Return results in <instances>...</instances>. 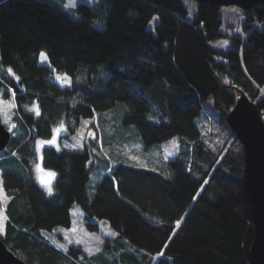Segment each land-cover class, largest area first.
Segmentation results:
<instances>
[{
    "label": "trees",
    "instance_id": "obj_1",
    "mask_svg": "<svg viewBox=\"0 0 264 264\" xmlns=\"http://www.w3.org/2000/svg\"><path fill=\"white\" fill-rule=\"evenodd\" d=\"M65 2L0 0V90L15 100L0 159L34 163L37 140L60 125L75 134L89 119L96 132L84 150L43 147L44 167L56 172L51 193L30 174L3 172L4 243L27 264H252L244 147L227 117L240 91L264 117V5L243 10L236 35L222 31V7L205 2L194 1L192 17L187 0L80 2L75 16ZM225 38L227 48L216 45ZM55 73L71 84L61 86ZM120 110L119 131L127 137L133 126L146 148L176 136L189 145L169 160L170 177L111 163L99 113ZM205 116L206 126L226 133L216 148L197 123ZM98 170L103 177L90 192ZM76 204L89 230L105 220L118 232L113 262L44 236L71 226Z\"/></svg>",
    "mask_w": 264,
    "mask_h": 264
},
{
    "label": "rangeland",
    "instance_id": "obj_2",
    "mask_svg": "<svg viewBox=\"0 0 264 264\" xmlns=\"http://www.w3.org/2000/svg\"><path fill=\"white\" fill-rule=\"evenodd\" d=\"M66 1L67 2L62 5L64 10L69 15L75 16L74 8L78 3L85 2L92 5L98 3L100 0ZM186 4L190 9V17H192V15L196 12L195 3L192 0H187ZM220 15L224 22L222 31L225 33H234L236 35L243 34V9L237 6H222ZM156 22L157 17H154L150 23V27L153 28ZM228 24H233L234 29L227 26ZM216 45L227 48L229 46V39H222L216 43ZM40 62L49 64L45 52L41 53ZM54 80L61 86H69L71 84V78L68 74L55 73ZM14 108V98L4 96L3 92L0 90V120L9 129H12L13 127L12 117L14 115ZM123 113H125V111L123 112L121 110L119 112L105 111L99 113L100 126L105 139L104 150L105 153L110 156L111 163H120L122 165L146 169L163 176L170 177L171 171L168 167L169 160L180 156L184 149H186L187 146L189 147V145H186L183 139L176 136L146 148L139 135L136 134L133 126L132 128H128V131L131 132L127 134V137L119 131L118 127L123 128L124 131L126 128L122 123ZM204 121H207L208 124L211 123V119L206 116L201 119H197L198 125L202 127L204 134L207 135L208 141L210 140L209 145L212 148H216L222 144V140L225 138L226 133L218 123H216L215 126L214 124H212V126H206ZM89 123V119L84 120L80 129L75 134H72L63 125H60L55 128L52 137L38 139L36 142L37 159L32 164H26L19 158L13 159L3 157L0 159V187L3 189V194L0 195V235H3L6 229V214L3 207L7 205L10 199L3 186V172L10 170L22 175L30 174L44 187L47 192L51 193L53 191V180L56 177V172L44 167L42 161L43 147L45 145H52L57 149L68 148L73 150H84L85 146H92V142L95 140L96 132L89 126ZM58 129L59 131H57ZM213 134H216V136H213ZM53 137L56 139L54 144L41 143L42 141L46 142L52 140ZM114 137H116V139ZM48 172L55 173V176L50 178L47 175ZM102 177L103 173L100 170L92 173L89 186L90 192L95 189ZM42 180L48 181V183H42ZM49 188L51 191H49ZM71 212V226H57L52 231L43 232L44 236L61 249H66L71 245H75L81 247L87 257L97 258L98 262L102 261V258L113 262L112 252L115 251V246L117 245L115 241L118 236V232L115 231L105 220H97L100 224L99 231L89 230L84 223V212L77 204L72 207ZM107 244L111 247H106ZM132 249L135 251L139 250L134 246H132ZM119 251L121 252L122 250ZM138 254L142 257L146 253L144 251H139ZM158 257L159 255H155L154 259H157Z\"/></svg>",
    "mask_w": 264,
    "mask_h": 264
},
{
    "label": "water",
    "instance_id": "obj_3",
    "mask_svg": "<svg viewBox=\"0 0 264 264\" xmlns=\"http://www.w3.org/2000/svg\"><path fill=\"white\" fill-rule=\"evenodd\" d=\"M217 6H237L252 9L264 0H192ZM239 98L227 121L244 147L245 187L252 207L255 234L249 256L252 264H264V119L256 105L245 92ZM11 130L0 120V152L11 139ZM0 264H27L15 255L0 237Z\"/></svg>",
    "mask_w": 264,
    "mask_h": 264
},
{
    "label": "snow or ice",
    "instance_id": "obj_4",
    "mask_svg": "<svg viewBox=\"0 0 264 264\" xmlns=\"http://www.w3.org/2000/svg\"><path fill=\"white\" fill-rule=\"evenodd\" d=\"M9 72H11V69H9ZM13 106H14V105H13ZM36 112H37V114H39L38 107L36 108ZM13 127H14V125H13ZM10 130H11V129H10ZM57 131H59V129H58ZM55 142H56V139H55V137H53L52 140H49V141H46V142L42 141L41 143L54 144ZM47 175L51 178V177H54V176H55V173H53V172H48ZM42 183H48V181H43V180H42ZM49 191H51L50 188H49ZM2 194H3V189H2V187H0V195H2Z\"/></svg>",
    "mask_w": 264,
    "mask_h": 264
},
{
    "label": "crops",
    "instance_id": "obj_5",
    "mask_svg": "<svg viewBox=\"0 0 264 264\" xmlns=\"http://www.w3.org/2000/svg\"><path fill=\"white\" fill-rule=\"evenodd\" d=\"M66 2H67V1H66ZM66 2H65V3H66Z\"/></svg>",
    "mask_w": 264,
    "mask_h": 264
}]
</instances>
